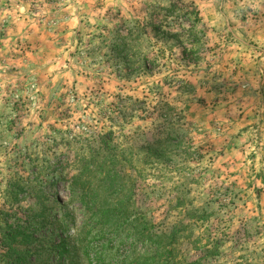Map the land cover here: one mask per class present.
<instances>
[{"label": "rangeland", "instance_id": "374dc122", "mask_svg": "<svg viewBox=\"0 0 264 264\" xmlns=\"http://www.w3.org/2000/svg\"><path fill=\"white\" fill-rule=\"evenodd\" d=\"M171 3L199 11L192 55L150 24ZM127 20L166 49L155 72L119 56ZM165 104L192 150L157 146ZM109 130L115 183L80 176ZM192 207L211 217L181 237L186 264L209 234L221 255L205 263L264 264V0H0V264H158L134 223L162 231ZM18 224L28 237L8 252L1 235Z\"/></svg>", "mask_w": 264, "mask_h": 264}, {"label": "trees", "instance_id": "16d2710c", "mask_svg": "<svg viewBox=\"0 0 264 264\" xmlns=\"http://www.w3.org/2000/svg\"><path fill=\"white\" fill-rule=\"evenodd\" d=\"M164 11L161 18V23L157 24L151 22V25L157 27L158 36L174 37L180 47L181 54L192 55L199 49L200 39L198 36L199 29L198 23L201 22L199 11L193 9H183V6H178L175 3H171L169 6H165L161 9ZM177 11H180L177 13ZM147 22L139 20H127L118 30L119 41L116 44V48L123 60L130 61L133 66L136 67V71L143 70L148 73H153L156 68L160 66L161 58L164 56L166 49H157L156 41L153 40L149 34L148 26H151ZM155 28V27H154ZM152 31L155 29L151 28ZM199 39V40H198ZM190 52V53H188ZM193 60H196L193 58ZM191 62V61H190ZM196 63V62H195ZM167 109H164L162 113L163 121L159 125V134L157 135V146L163 147L165 151L171 149L181 150L186 152L193 149L192 144H188L186 141V135L178 133L176 129L178 114H174L171 109L173 108L168 104H165ZM177 115V116H176ZM113 130H109L102 134L97 139H93L89 144L88 156L82 154L79 156V162L82 166V172L80 176L87 173L88 176H93L95 172L102 173L104 180L112 184L115 183V175L119 171L120 161L118 156V148L114 145ZM102 178V177H101ZM110 192H116L114 187H110ZM86 193H82L81 201L84 205L88 206L90 203L87 201L88 196ZM119 221L123 224L129 223V217L134 208H130L126 202V199L121 201H114L112 204ZM108 211V210H106ZM41 214V215H40ZM107 212L102 213L104 218L112 217V214L106 215ZM189 217V222L184 221L174 222L168 228L161 229L162 231H153L150 229L147 223L135 222L134 223V241L148 242L150 245L156 247V261L158 264H186L182 257L179 255V242L184 233L193 227L197 222L204 223L209 220L211 215L206 209L200 207H192L185 212ZM36 215L42 216V213H36ZM2 220V217H1ZM46 220L41 217L42 226L46 225ZM133 224V223H131ZM1 227V226H0ZM4 247L8 252L16 251L15 244L26 240L28 237L27 230L21 225L16 228H10L7 233L1 235ZM206 243L201 247V257L193 259L192 262L187 264H207L206 259H216L220 252V245L218 237L214 238L211 234L206 235ZM25 252V251H24Z\"/></svg>", "mask_w": 264, "mask_h": 264}]
</instances>
